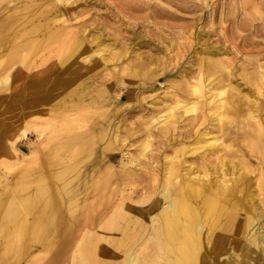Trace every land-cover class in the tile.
Segmentation results:
<instances>
[{
    "label": "bare ground",
    "instance_id": "6f19581e",
    "mask_svg": "<svg viewBox=\"0 0 264 264\" xmlns=\"http://www.w3.org/2000/svg\"><path fill=\"white\" fill-rule=\"evenodd\" d=\"M121 2L116 8L124 15L137 9ZM245 2L258 10L257 0ZM66 3L0 0V264H264V110L256 113L254 99L233 86L207 90L217 143L197 149L180 143L164 156L160 177L150 169L137 176L132 165L149 145L146 126L136 156L124 153L118 170L104 167L114 159L106 152L122 149L116 130H108L107 116L98 119L100 107L70 93L95 83L92 69L102 66L110 76L102 87L122 84L113 73L122 54L93 50L82 28L71 29ZM153 8L161 17L181 18ZM205 59L215 66L217 59ZM121 67L123 73L129 65ZM248 78L259 93L264 67ZM200 79L191 84L198 97ZM10 106L18 108L11 113ZM24 124L36 137L32 147L21 144L29 137ZM186 152L197 161L188 162ZM84 155L91 162L82 166Z\"/></svg>",
    "mask_w": 264,
    "mask_h": 264
},
{
    "label": "rangeland",
    "instance_id": "374dc122",
    "mask_svg": "<svg viewBox=\"0 0 264 264\" xmlns=\"http://www.w3.org/2000/svg\"><path fill=\"white\" fill-rule=\"evenodd\" d=\"M119 2L121 0H67L65 4L73 17L71 29L82 28V35L93 50L96 47L113 48L122 54L113 72L122 78V84L102 87L101 80L106 82L110 78L103 75L106 69L102 66L92 69L96 70L95 75H99L95 83H85L70 93L73 96L80 92L85 99L82 102L100 107L102 111L97 113L98 119L107 116L112 128L108 127V130L110 133L116 130L113 136H117L122 149L107 151L110 156L114 154V159L105 162L104 167L118 170L123 165L124 153L136 156L144 142L146 126L150 130L149 145L139 163L132 165L137 176L150 169L160 177L165 167L164 156L172 154L180 143H193L196 149L204 142L217 143L213 139L218 126L207 108V90L218 92L228 86L241 89V93L254 99L252 109L256 113L263 112L264 79L258 93L252 79L248 78L264 67L263 0H257V11L245 0H178L175 3L169 0H127L137 8L130 10V15H124L116 8ZM153 7L170 10L181 18L161 17ZM121 10H126V3L121 2ZM148 14L151 18L147 17ZM207 56L217 59L215 66L207 64ZM127 64L129 67L121 73V65ZM88 68L89 65L85 69ZM199 77L204 91L198 97L191 84ZM116 93L122 94L120 100ZM54 98L57 101L58 95ZM188 106L197 108L184 113L183 107ZM16 108L5 109L13 113ZM107 117L105 123H109ZM261 119L264 126V113H261ZM59 123L65 121L59 120ZM43 124L40 120V125ZM23 129L29 132V137L21 139V144L32 147V143H37L36 137L30 136L32 127L24 124ZM47 133L44 130V134ZM87 149L90 151L91 148ZM44 152L46 149L39 152V157ZM207 152L210 158L214 157L213 150ZM192 155L186 152L184 156H188V162L197 161L196 154ZM85 157L82 156V166L91 162H86ZM254 159L249 160L252 168ZM262 163V169H259L264 176V159ZM254 180L255 177L248 186L250 190L255 186ZM255 193L254 203H259L261 197ZM118 221L117 218L115 223ZM81 252L85 250L81 249ZM77 256L84 257L85 253L82 256L77 253Z\"/></svg>",
    "mask_w": 264,
    "mask_h": 264
}]
</instances>
